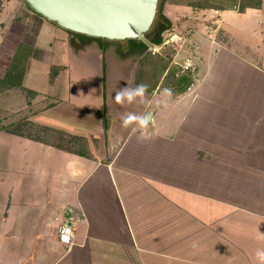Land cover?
<instances>
[{
  "label": "crops",
  "instance_id": "1",
  "mask_svg": "<svg viewBox=\"0 0 264 264\" xmlns=\"http://www.w3.org/2000/svg\"><path fill=\"white\" fill-rule=\"evenodd\" d=\"M245 1L222 11L178 4L176 13L196 11L185 20L167 14L173 25L196 27L211 8L207 19L220 37L213 27L195 29L189 38L203 41L206 65L193 83L176 92L164 74L131 105L114 97L138 83L108 79L106 42L33 14L27 38L30 23L16 26L14 50L21 42L33 51L22 86L5 90H31L16 111L45 136L0 129V264H259L264 0ZM9 4L30 13L17 0ZM127 113L151 114V140L122 126ZM65 222L74 228L71 244L59 239Z\"/></svg>",
  "mask_w": 264,
  "mask_h": 264
},
{
  "label": "rangeland",
  "instance_id": "2",
  "mask_svg": "<svg viewBox=\"0 0 264 264\" xmlns=\"http://www.w3.org/2000/svg\"><path fill=\"white\" fill-rule=\"evenodd\" d=\"M17 1L21 6H24V8H29V15L20 12L19 6H17V8L15 6L11 7L9 4L10 0H0V45L1 42L4 41L1 45L3 48H0V76L4 74L7 64L11 59V55L15 51L16 26H18L19 23H30L28 27L29 32L27 34L25 33L27 38L29 34L35 31L36 27L34 26L35 23L32 21L30 14H33L32 16L36 18H39L40 16L31 10L24 0ZM160 1L162 2V0ZM237 1L238 0H164L161 6V13L169 18L171 25L166 29L162 28L163 20H158L156 17L152 28L146 34V39L144 40L148 46L145 52L138 50L130 40H109L105 41L106 43L103 41L105 43L104 49L106 50V57L104 58L106 61L105 69L108 71V79L110 81L127 79L134 80L138 84L145 83L147 85H155L162 79L164 74L167 75L169 73L164 79L165 84L173 91H179L174 85L177 76L187 73L191 78H194V74L206 65L204 56L202 54L200 55V53L204 51L203 48H205L203 41L199 39V36H197L196 40H191L189 36H191L196 30L199 31V33H204L207 30H212L213 27L214 34L220 37V30L217 28L218 25L216 23L214 24L207 19V12L211 8L203 10L204 12L202 15H198L200 17L199 25L196 27L193 24V26L186 25L183 27L179 24L178 26L173 25L174 21H172L167 14L173 16L174 20H185L192 18L191 16L196 14V11L194 9L191 13L187 12L186 15L178 12L176 13L175 9L178 4H186L194 7L197 2H203L204 5H207L208 7L213 6V9L222 11L227 7H232ZM254 1L255 0H246L245 3H252ZM158 15L159 14L157 13V16ZM161 31L162 42L156 44L153 40ZM177 34H180L181 38L178 40H172ZM204 37H206V35H204ZM29 40H32V38ZM19 44H23L24 47L26 46V43L20 42ZM201 46L203 49H201L202 51L200 50ZM197 48L199 50L198 54L196 52ZM25 50L26 49H22V52ZM190 54H193V56H186ZM165 64L167 68L164 71L163 67ZM52 71V74H54V68ZM161 72L163 73L161 74ZM34 74L31 75L32 81L34 80ZM39 74L40 75H37L36 77L40 82L45 83V77L43 76L44 79L41 77L43 73L40 72ZM5 91L6 90L0 91V129L8 128L18 131L22 130L30 135L43 134V136H45V130L43 129L42 131V129L38 128L37 124L28 119V115L24 116L22 115L23 113L19 114L20 109L16 111L17 108L25 106L26 103L30 102L29 98L33 97L31 90L18 88L17 93H14L13 95H10L11 90ZM13 98L14 100H17L16 105L12 102ZM7 113L10 115L9 117L7 116Z\"/></svg>",
  "mask_w": 264,
  "mask_h": 264
},
{
  "label": "water",
  "instance_id": "3",
  "mask_svg": "<svg viewBox=\"0 0 264 264\" xmlns=\"http://www.w3.org/2000/svg\"><path fill=\"white\" fill-rule=\"evenodd\" d=\"M31 10L76 33L107 40H145L160 0H24Z\"/></svg>",
  "mask_w": 264,
  "mask_h": 264
},
{
  "label": "trees",
  "instance_id": "4",
  "mask_svg": "<svg viewBox=\"0 0 264 264\" xmlns=\"http://www.w3.org/2000/svg\"><path fill=\"white\" fill-rule=\"evenodd\" d=\"M164 0L162 2H159L158 7V16L157 19L163 20V27L162 28H168L171 25V22L165 14L161 13V6ZM256 4H259V1L256 2ZM196 7H208L207 5H204L203 2H197L195 4ZM213 7V6H209ZM74 36H77L78 38L86 41H93V40H99L101 42L109 41L104 38H97V37H91L85 34H80L76 32L70 31ZM161 32L154 38L153 42L156 44H160L162 42L161 38ZM130 41L136 46L138 50L141 52H145L148 48L146 42L142 40H134L130 39ZM22 49H26L22 52ZM32 47L30 45H27L24 47L23 44L19 45L18 48L15 51L14 56L10 59L9 63L7 64L6 70L4 71V74L0 76V91L5 90L7 88L15 87V86H22L23 78L26 71V65L28 58L32 55ZM166 64L163 67V70L166 69ZM163 72H161L162 74ZM169 75V73L166 75V77ZM162 76V75H161ZM193 83V78L187 73L181 74L177 76L175 79L174 85L179 91H184L187 89L189 85Z\"/></svg>",
  "mask_w": 264,
  "mask_h": 264
},
{
  "label": "clouds",
  "instance_id": "5",
  "mask_svg": "<svg viewBox=\"0 0 264 264\" xmlns=\"http://www.w3.org/2000/svg\"><path fill=\"white\" fill-rule=\"evenodd\" d=\"M148 85L145 83L137 84L135 87H121L115 94V102L118 105H131L136 102L143 103L147 97ZM171 89H164L163 95L170 98L172 96ZM122 126L128 128L135 125L133 132L140 130L138 140L141 142L151 140L152 134L148 132L149 125L152 123L151 114L136 115L135 113H127L121 117ZM258 239L264 240V233H259ZM256 259L259 264H264V249L256 251Z\"/></svg>",
  "mask_w": 264,
  "mask_h": 264
},
{
  "label": "built area",
  "instance_id": "6",
  "mask_svg": "<svg viewBox=\"0 0 264 264\" xmlns=\"http://www.w3.org/2000/svg\"><path fill=\"white\" fill-rule=\"evenodd\" d=\"M59 239L64 244H71L74 234V228L71 223L65 222L58 228ZM66 238V239H65Z\"/></svg>",
  "mask_w": 264,
  "mask_h": 264
},
{
  "label": "snow or ice",
  "instance_id": "7",
  "mask_svg": "<svg viewBox=\"0 0 264 264\" xmlns=\"http://www.w3.org/2000/svg\"><path fill=\"white\" fill-rule=\"evenodd\" d=\"M66 239V238H65Z\"/></svg>",
  "mask_w": 264,
  "mask_h": 264
}]
</instances>
